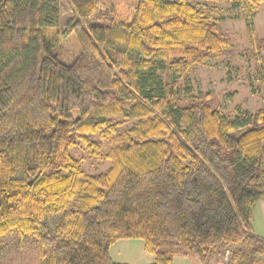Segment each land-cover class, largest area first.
Here are the masks:
<instances>
[{"label":"trees","instance_id":"obj_1","mask_svg":"<svg viewBox=\"0 0 264 264\" xmlns=\"http://www.w3.org/2000/svg\"><path fill=\"white\" fill-rule=\"evenodd\" d=\"M62 1L0 0V240L32 239L39 264H119L109 250L123 240L142 241L151 264H264L251 226L264 202V106L225 113L211 92L179 87L232 55L212 13L200 0H66L79 50L65 64L44 32ZM229 1L248 49L263 51L252 19L264 0ZM85 162L107 166L88 174Z\"/></svg>","mask_w":264,"mask_h":264},{"label":"rangeland","instance_id":"obj_2","mask_svg":"<svg viewBox=\"0 0 264 264\" xmlns=\"http://www.w3.org/2000/svg\"><path fill=\"white\" fill-rule=\"evenodd\" d=\"M197 3L204 5L212 13L221 30L228 35L232 43V55L196 66L186 78L179 81V87L181 89L189 87L192 94L211 92L213 105L220 107L225 113H231L236 106L251 112L262 108L264 104L261 101V93L258 91L259 84L253 80V73L257 61L264 66V50L257 53L255 50L248 49L241 9L234 7L229 0L217 2L200 0ZM70 17L71 6L63 0L58 27L44 31L51 39L50 44L57 58L65 64H70L79 50L75 34L66 29V22ZM252 20L257 39H264V3ZM250 84L256 91L254 95L251 94ZM182 98L186 99L184 94ZM73 155L77 158L85 156L81 144H78ZM106 166L107 163L100 162L97 168H93L89 162H85L83 169L88 174H96L104 170ZM262 203H256L252 210V233L257 237H262V230H264V204ZM0 243L6 246V252L0 259V264H39L38 252L32 239H26L21 248H17L18 240L14 235L2 238ZM109 252L110 258L112 253V261H118L121 264H149L153 261V257L144 252L143 242L140 240L118 241ZM116 256L121 259H117ZM173 264L200 263L196 256L183 257L175 254Z\"/></svg>","mask_w":264,"mask_h":264},{"label":"built area","instance_id":"obj_3","mask_svg":"<svg viewBox=\"0 0 264 264\" xmlns=\"http://www.w3.org/2000/svg\"><path fill=\"white\" fill-rule=\"evenodd\" d=\"M229 258V251L225 250L224 253L222 254V262L226 263L228 261Z\"/></svg>","mask_w":264,"mask_h":264},{"label":"crops","instance_id":"obj_4","mask_svg":"<svg viewBox=\"0 0 264 264\" xmlns=\"http://www.w3.org/2000/svg\"><path fill=\"white\" fill-rule=\"evenodd\" d=\"M262 204H264V202H263ZM263 206H264V205H263ZM262 208H263V207H262ZM259 238H264V230H262V237H259ZM116 244H117V242H116L114 245H112L110 249L112 250V248H113ZM109 251H110V250H109ZM111 252L113 253V251H111ZM109 253H110V252H109ZM112 253H111V259L113 258ZM116 258H117V259H121V258H119L118 256H116ZM115 262H116V261H115ZM152 262H153V261H152ZM152 262H150L149 264H151ZM116 263H120V262L117 261Z\"/></svg>","mask_w":264,"mask_h":264}]
</instances>
